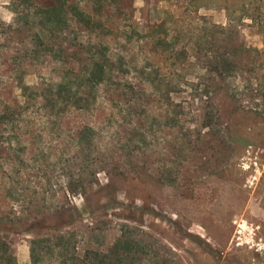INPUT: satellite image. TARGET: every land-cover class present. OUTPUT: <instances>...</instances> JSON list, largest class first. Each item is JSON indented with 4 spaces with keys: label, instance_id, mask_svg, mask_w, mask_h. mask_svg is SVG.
I'll list each match as a JSON object with an SVG mask.
<instances>
[{
    "label": "rangeland",
    "instance_id": "rangeland-1",
    "mask_svg": "<svg viewBox=\"0 0 264 264\" xmlns=\"http://www.w3.org/2000/svg\"><path fill=\"white\" fill-rule=\"evenodd\" d=\"M27 1L0 0V264L264 262V0Z\"/></svg>",
    "mask_w": 264,
    "mask_h": 264
},
{
    "label": "trees",
    "instance_id": "trees-1",
    "mask_svg": "<svg viewBox=\"0 0 264 264\" xmlns=\"http://www.w3.org/2000/svg\"><path fill=\"white\" fill-rule=\"evenodd\" d=\"M22 2H28L27 0H21ZM34 6L36 0H29ZM64 4L60 1H55L46 7H40L47 15V18L51 24H62L68 23V13L64 10ZM199 5L198 7H202ZM17 12V11H16ZM71 14H73V19L75 21H84L86 23L92 22L91 15L85 13L78 4L74 5L71 9ZM39 38V34L37 35ZM74 71L77 73V79L74 81L69 75L64 74L61 81L56 85L57 95L63 97L62 95H67L70 105L75 108L87 109L90 106V99L87 95L88 92H94L97 86L106 85L109 83L115 68L113 64L109 61H99L93 59L89 63H75ZM81 79L80 82L77 80ZM65 93V94H64ZM81 94L85 97L80 96ZM94 100L95 97L93 96ZM83 141H81V144Z\"/></svg>",
    "mask_w": 264,
    "mask_h": 264
},
{
    "label": "crops",
    "instance_id": "crops-1",
    "mask_svg": "<svg viewBox=\"0 0 264 264\" xmlns=\"http://www.w3.org/2000/svg\"><path fill=\"white\" fill-rule=\"evenodd\" d=\"M264 180V179H263ZM264 185V184H263ZM258 194L253 191L251 193V197L248 201V204L246 206V209L244 210L245 213L248 212V215L253 218H263L264 217V186L258 187ZM254 195L257 197L254 198ZM259 221V220H258ZM257 221L256 227L257 229L260 227L259 222ZM261 264H264L262 262Z\"/></svg>",
    "mask_w": 264,
    "mask_h": 264
}]
</instances>
